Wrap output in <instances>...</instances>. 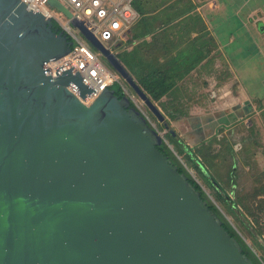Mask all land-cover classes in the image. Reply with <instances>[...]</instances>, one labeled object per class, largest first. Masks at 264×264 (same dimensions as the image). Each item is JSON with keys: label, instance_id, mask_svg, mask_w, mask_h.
I'll use <instances>...</instances> for the list:
<instances>
[{"label": "water", "instance_id": "obj_1", "mask_svg": "<svg viewBox=\"0 0 264 264\" xmlns=\"http://www.w3.org/2000/svg\"><path fill=\"white\" fill-rule=\"evenodd\" d=\"M73 23L167 129L120 60ZM70 48L41 13L0 0V264H252L127 96L106 88L84 105L95 90L69 63L45 73Z\"/></svg>", "mask_w": 264, "mask_h": 264}, {"label": "crops", "instance_id": "obj_2", "mask_svg": "<svg viewBox=\"0 0 264 264\" xmlns=\"http://www.w3.org/2000/svg\"><path fill=\"white\" fill-rule=\"evenodd\" d=\"M140 8L130 49L119 53L131 71L121 63L140 88L138 79L171 86L160 100L166 110L192 112L190 145L180 149L208 147L246 112L264 116V0H142ZM213 109L220 113H205Z\"/></svg>", "mask_w": 264, "mask_h": 264}, {"label": "trees", "instance_id": "obj_3", "mask_svg": "<svg viewBox=\"0 0 264 264\" xmlns=\"http://www.w3.org/2000/svg\"><path fill=\"white\" fill-rule=\"evenodd\" d=\"M141 1L132 0L131 2L133 9L138 15L142 14ZM52 29L56 32L61 31L55 23H52ZM128 35L127 44L129 45ZM121 59V62L131 71L124 54ZM137 82L149 98L157 103L166 115H169L171 119H175V116L166 110L165 105L160 102L161 98L171 89V86H166L163 82L156 79H138ZM109 88L113 90L114 95L118 99L124 96L118 84L113 83ZM130 106L133 107V104L130 103ZM251 130L250 132L252 133ZM169 138L177 155L182 158L189 169L196 173L199 180L208 189L212 199L220 206L222 212L231 218L232 224L209 199L201 185L191 176L187 168L180 163L168 146L162 142L158 146V150L177 167L179 173L186 176L187 180L199 192L200 198L206 202L209 209L220 219L222 227L240 244L242 253L251 263L264 264V224L261 222V215L263 216L264 213V172L260 170L254 172V166L250 158H247L248 156L244 154H236L233 151L232 143L226 138L213 140L208 147L198 146L193 150L188 148H185V150L180 149L181 142L175 133L171 135L170 132ZM214 144L219 145L218 150L213 149ZM226 162L231 163L225 174L226 183H224L223 178L221 179L217 174L216 169L220 163L225 164ZM245 167H248V170H245ZM247 179H249V186H246L248 184L246 182ZM242 237L247 239L250 245L246 244Z\"/></svg>", "mask_w": 264, "mask_h": 264}, {"label": "built area", "instance_id": "obj_4", "mask_svg": "<svg viewBox=\"0 0 264 264\" xmlns=\"http://www.w3.org/2000/svg\"><path fill=\"white\" fill-rule=\"evenodd\" d=\"M29 10L41 13L45 19L55 23L71 42L70 52L64 57L48 61L44 64L45 73L56 77L53 69L69 63L70 69L76 71L95 91L88 98L80 99L78 94L68 85L72 92L84 104L89 105L100 94L102 89L109 88L113 83L119 85L124 95L133 104V107L158 133L151 114L144 103L132 92L125 82L101 60V54L89 45L73 22L82 26L98 41L106 50L114 56L110 48L114 46L118 50L127 51V35L131 26L138 19L137 12L133 9L132 0H55L65 8L70 17L48 4V0H21Z\"/></svg>", "mask_w": 264, "mask_h": 264}, {"label": "rangeland", "instance_id": "obj_5", "mask_svg": "<svg viewBox=\"0 0 264 264\" xmlns=\"http://www.w3.org/2000/svg\"><path fill=\"white\" fill-rule=\"evenodd\" d=\"M110 49L115 53L118 51L116 57L121 62L122 61L121 58H122L123 54L118 55L120 53L118 48L111 46ZM101 57H102L101 58L102 62L106 66H108L105 59L103 58V56H101ZM159 111L164 116L165 123L168 125V128L166 129L162 123L158 122L151 115L152 122L154 123L156 129L162 135L166 144L171 148L173 154L177 157V159L180 161V163H182L183 166L187 168V170L191 174V176L201 185L203 191L206 193V195L209 197V199L219 208L221 213L232 224L231 218L229 216H226L222 212V210L220 209V206L210 196L208 189L202 184V182L197 177L196 173L192 169H189L184 164L182 158L177 155L174 146L170 142V138H169L170 137V131H174L176 136H178V138L180 139V142L182 144H184L185 146L189 147L188 145H190L189 141L191 140V138H189L190 136L186 135V131L189 128V125H192L191 124L192 122H190V118H192V115H191L192 112H188L186 110H172L169 112L175 116V119H171L169 117V115H166L162 110L159 109ZM205 113H211V114L215 115L217 113H220V111H218L217 109H213L212 111H207ZM199 115H200V113H199ZM193 116H196V115H193ZM248 117L250 118L249 119L250 123H247V121L245 120ZM251 125H253V126H251ZM250 130L252 131V133L250 132ZM221 137L226 138L227 140H229L232 143L233 151L236 154H238V155L244 154L245 156H248L247 158H250V161H251V163H253V166H254L253 167L254 172L259 171V170L264 172V116L259 117L257 115H254V113L248 114L246 112V117L241 121V123L237 124L235 126H231L229 128V131L224 135L222 134ZM214 140H216V139H214ZM211 142H213V141H211ZM252 143H254V144H252ZM214 145L215 146H213V149L218 150L219 145H216V144H214ZM193 147H195V146H193ZM193 147H192V150L194 149ZM230 163L229 162H226L225 164L220 163V165L216 169L217 174L221 177V179L223 178L224 183H226V180H225L226 175L225 174L228 171ZM246 182L248 183L246 186H249V179H247ZM261 222L264 224V213H263V216L261 215ZM242 238L246 244L250 245V242L247 239H245L244 237H242Z\"/></svg>", "mask_w": 264, "mask_h": 264}]
</instances>
